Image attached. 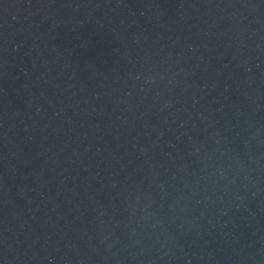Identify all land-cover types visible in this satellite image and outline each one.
Returning <instances> with one entry per match:
<instances>
[{
  "label": "water",
  "instance_id": "1",
  "mask_svg": "<svg viewBox=\"0 0 264 264\" xmlns=\"http://www.w3.org/2000/svg\"><path fill=\"white\" fill-rule=\"evenodd\" d=\"M0 264H264V0H0Z\"/></svg>",
  "mask_w": 264,
  "mask_h": 264
}]
</instances>
